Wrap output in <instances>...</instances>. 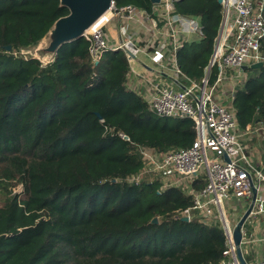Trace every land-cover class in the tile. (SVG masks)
Segmentation results:
<instances>
[{
	"label": "trees",
	"instance_id": "16d2710c",
	"mask_svg": "<svg viewBox=\"0 0 264 264\" xmlns=\"http://www.w3.org/2000/svg\"><path fill=\"white\" fill-rule=\"evenodd\" d=\"M175 5L202 20L201 40L178 52L183 71L201 82L223 7L217 0ZM68 14L60 0H0V264H222L221 222L195 210L184 220L193 193L164 188L141 153L191 147L195 122L156 116L128 88L123 52H107L95 64L83 37L64 44L46 66L25 54ZM258 70L233 101L241 131L264 124V65ZM215 78L212 69L209 83ZM206 182L201 176L191 191ZM20 185L25 191L13 193Z\"/></svg>",
	"mask_w": 264,
	"mask_h": 264
},
{
	"label": "built area",
	"instance_id": "2783aa9c",
	"mask_svg": "<svg viewBox=\"0 0 264 264\" xmlns=\"http://www.w3.org/2000/svg\"><path fill=\"white\" fill-rule=\"evenodd\" d=\"M175 2L160 0L145 10L133 4L118 6L114 0L84 38L95 64L107 52H123L129 62L143 55L147 62L142 64L140 84L147 90L140 86L133 91L144 98L156 116L195 122L197 136L191 147L160 153L142 148L141 153L147 170L159 174L166 187L206 178L202 191H190L194 206L183 217L190 218L191 210H195L208 220H220L227 238L222 264H240L227 205L234 199L251 201L253 183L257 198L252 214L264 215V170L253 166L244 152L238 139L237 117L234 108L226 105L224 92L225 87L231 88L230 98L234 101L252 66L264 65V0H222L221 30L206 68L209 74L216 70L213 83H209V74L196 82L179 64L178 52L189 43L188 36L202 38V24L178 13ZM143 32L146 39L142 38ZM119 135L130 139L123 133ZM258 264H264V258Z\"/></svg>",
	"mask_w": 264,
	"mask_h": 264
},
{
	"label": "water",
	"instance_id": "95a60500",
	"mask_svg": "<svg viewBox=\"0 0 264 264\" xmlns=\"http://www.w3.org/2000/svg\"><path fill=\"white\" fill-rule=\"evenodd\" d=\"M114 0H60L61 6L69 10V14L55 21L53 26L42 38L41 42L45 46H41V42L31 49H26L24 52L33 59L39 60L44 66L49 64L57 55L59 49L66 43L75 41L84 37V33L90 29L99 19L107 13ZM222 3V0H217ZM153 4H159L160 0H151ZM11 50V46L6 47ZM263 63L254 64L253 69H260ZM225 160H231L225 154ZM253 196L251 203L244 212L238 223L233 228V241L236 249V255L240 264H248L242 250L243 242V227L246 221L251 216L255 201L257 198V189L252 183ZM188 221V217H184ZM158 220L155 219L154 223Z\"/></svg>",
	"mask_w": 264,
	"mask_h": 264
},
{
	"label": "crops",
	"instance_id": "0c3cea01",
	"mask_svg": "<svg viewBox=\"0 0 264 264\" xmlns=\"http://www.w3.org/2000/svg\"><path fill=\"white\" fill-rule=\"evenodd\" d=\"M199 23L202 24V20L199 17H194ZM140 29L143 31V27L140 26ZM114 34V31H113ZM190 38L189 44L194 42H199L201 38L196 34L188 36ZM142 38L146 39V34L143 32ZM146 61L143 55L138 57V60H133L130 63L131 72L129 74L128 80V88L133 91L135 88H140L147 90V86L142 83V79H140V75H143L144 66L142 65L143 62ZM147 62V61H146ZM211 73V72H210ZM209 74V71L206 69L205 75ZM251 74V72H250ZM210 76V74H209ZM241 84V83H240ZM240 84H237L240 85ZM241 87V86H240ZM232 92L231 88L225 87L224 98L226 99V105L233 108V101H231L230 93ZM264 124H255L251 127H248L247 130L250 128H257L260 130ZM264 129V128H263ZM246 131V130H245ZM241 130L239 129L238 134H240ZM258 131L255 130V133ZM253 166L258 169L264 170V161L259 164H255L253 162ZM251 201L247 199H236V201H231L230 204L227 205L229 207L228 210L233 211L235 210V214H233V218L235 220L236 217H242L244 212L249 207ZM228 210H227V218H228ZM239 218V220H240ZM229 219V218H228ZM243 242H242V250L244 257L248 264H258L264 258V215H257L251 214L249 219L246 221L243 227Z\"/></svg>",
	"mask_w": 264,
	"mask_h": 264
},
{
	"label": "rangeland",
	"instance_id": "374dc122",
	"mask_svg": "<svg viewBox=\"0 0 264 264\" xmlns=\"http://www.w3.org/2000/svg\"><path fill=\"white\" fill-rule=\"evenodd\" d=\"M41 46H45L43 44V42H41ZM258 71H259L258 69H252L251 68L248 71V73L251 72L252 75H254V74L256 75L258 73ZM166 119H172L171 123H173L177 120H180V119L174 118V117L173 118H166ZM263 128H264V126L260 130H258L257 128H250L249 130L241 131L240 134H238V139L241 142V144L244 148V152L246 153L249 161L252 164H253V162L257 165L259 164V166H260L261 162L264 161V129ZM255 130H257L258 132L255 133ZM157 176H159V175L157 174ZM149 179L152 180V177ZM159 179H160V181H162L163 187L165 188L166 185L163 183V180L161 179V177ZM190 185L191 184H189L187 182H185L183 185V182H182V186H184L182 188L183 189H189V192L191 191ZM11 190H13V193H23L25 191V189L22 185L17 186V187H11ZM233 201H236V199H234ZM233 214H235V210H233V211L228 210V218H229V221H230L232 228H234V226L238 223L239 218H240V217H236L234 220ZM221 224H222V222H221Z\"/></svg>",
	"mask_w": 264,
	"mask_h": 264
}]
</instances>
